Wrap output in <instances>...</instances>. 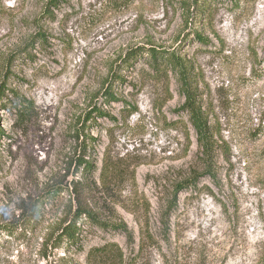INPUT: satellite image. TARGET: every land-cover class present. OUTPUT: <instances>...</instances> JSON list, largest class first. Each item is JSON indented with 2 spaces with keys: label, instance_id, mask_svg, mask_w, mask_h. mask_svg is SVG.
<instances>
[{
  "label": "rangeland",
  "instance_id": "374dc122",
  "mask_svg": "<svg viewBox=\"0 0 264 264\" xmlns=\"http://www.w3.org/2000/svg\"><path fill=\"white\" fill-rule=\"evenodd\" d=\"M137 46L194 69L211 173L179 76L123 64ZM79 208L129 234L83 221L58 245ZM112 243L123 264H264V0H0V264Z\"/></svg>",
  "mask_w": 264,
  "mask_h": 264
},
{
  "label": "trees",
  "instance_id": "16d2710c",
  "mask_svg": "<svg viewBox=\"0 0 264 264\" xmlns=\"http://www.w3.org/2000/svg\"><path fill=\"white\" fill-rule=\"evenodd\" d=\"M202 41H206L204 38H200ZM137 59H143L146 63H148L151 70L154 74H162L165 72V68L169 71L175 73L179 76V83L181 85V89L186 96V110L190 114V121L193 124L195 130L197 131L198 141L203 149L207 162L206 165L208 167V172L211 173V162L210 158L213 153V135L208 126L207 118L204 112L197 104L196 92L197 87L194 85L195 77L193 76V68L189 65L185 59H182L180 56L176 55L174 52L170 53L167 50L157 48L154 46L146 47V46H137L131 49L127 57L123 59V64H132ZM112 81H108L109 87L106 85L103 87L104 92L101 95L104 103H110L115 99L113 94V86L114 83H117L121 78L118 75H114ZM102 90V91H103ZM94 113L99 117H105L107 114L102 110V108H95ZM85 127L83 131H85ZM82 164V163H81ZM86 168L91 166V163L84 162ZM121 164H109L104 168V174L107 177H113L114 181L119 180L123 173L121 171ZM196 180L195 178L186 180L182 184H179L177 188H187L189 186H193L196 188ZM177 206V197L175 196V200H171L169 202V211L173 210ZM86 221V223H90L93 226L100 227L102 229L112 228L114 230L124 231L127 235L129 234L126 227H115L113 225L107 224L101 220L92 212L85 208H79L74 212L70 220L66 225L63 226L61 233L58 238V245H71L74 246L77 244L78 235H80L81 228L78 223ZM170 234V222L167 225V233H166V241L169 240ZM88 259L91 264H123L124 263V254L122 250L117 246V244H105L100 247L93 248L88 255ZM136 263V261H135Z\"/></svg>",
  "mask_w": 264,
  "mask_h": 264
}]
</instances>
